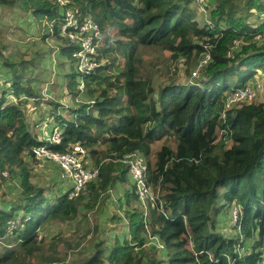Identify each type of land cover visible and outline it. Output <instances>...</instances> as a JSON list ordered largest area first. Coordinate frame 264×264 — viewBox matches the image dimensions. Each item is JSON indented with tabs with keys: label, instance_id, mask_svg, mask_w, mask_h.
I'll use <instances>...</instances> for the list:
<instances>
[{
	"label": "trees",
	"instance_id": "trees-1",
	"mask_svg": "<svg viewBox=\"0 0 264 264\" xmlns=\"http://www.w3.org/2000/svg\"><path fill=\"white\" fill-rule=\"evenodd\" d=\"M17 1L42 29V38L62 41L60 54L72 65L74 48L59 35L57 4L0 0V5ZM211 1L208 21L200 24L193 0H71L98 24L102 45L97 62L100 57L106 60L83 77L91 98L72 108V119H59L54 111L62 138L47 146L64 152L78 144L98 169L96 179L74 198L65 192L48 199L29 181L31 149L46 142L30 131L24 108L41 95L24 77L26 62L4 58L16 102L0 100V169L8 172L7 178L18 173L24 202L0 201V241L17 243L0 254V264L30 258L41 249L37 232L43 225L70 220L79 205L91 209L112 185L127 183L128 166L122 158L133 152L144 157L147 183L158 195L151 221L146 223L135 207L124 211L127 238L116 240L108 250L95 245L82 264H164L143 260L147 227L167 251L165 264H261L264 101L227 108L226 95L259 72L264 79V0ZM254 11L255 21L250 23L247 16ZM148 51H166L188 65L205 53L210 60L199 69L197 80L170 81L155 88V66L144 57ZM77 76L72 65L65 86L74 100L79 96ZM84 194L88 200L82 203ZM124 197L126 204L137 201L133 191ZM229 206L237 210L235 238L214 230L215 219ZM54 245L49 250L56 255ZM238 245L247 252L239 255ZM43 260L53 258L47 255Z\"/></svg>",
	"mask_w": 264,
	"mask_h": 264
},
{
	"label": "rangeland",
	"instance_id": "rangeland-1",
	"mask_svg": "<svg viewBox=\"0 0 264 264\" xmlns=\"http://www.w3.org/2000/svg\"><path fill=\"white\" fill-rule=\"evenodd\" d=\"M192 7L198 23H207L213 1L206 0L200 5L193 3ZM255 15L256 11L252 16H247V21L250 23L255 21ZM43 33L31 15L20 7L19 1L15 4L0 5V49H2L0 51L2 53L0 54V89L7 92V102H16L15 96L11 94L12 73L10 68L4 64V58L7 57L6 59L15 62L24 60L26 62L24 77L31 80L32 88L41 95V99L35 103L28 101L24 108L29 129L38 140L45 139L53 125H57L55 110L58 111L59 119H72L70 112L72 108L76 107L78 102H87L91 98L87 89H84L75 100L71 97L65 86L66 74L72 71L71 61L60 54L59 46L62 41L54 37L42 38ZM144 57L155 66L156 73L153 78L155 88L170 81L186 83L198 78H192L191 73L197 68L200 58L188 65L181 57L171 58L166 51H148ZM105 62V58L100 57V64H98L102 66ZM200 68L202 67L198 68V74ZM252 101H264V91L248 103ZM236 105L238 104L234 106ZM217 135L220 136L219 131ZM229 144L230 142H226L227 146ZM85 160L88 166H94L86 150ZM28 170L31 184L41 188L43 195L48 199L55 200L71 185L70 181L61 179L59 168L49 161L32 158L28 164ZM127 176L129 177L128 171ZM19 185L18 173L10 178H0V201L4 204L24 202L21 200ZM131 185L129 180L124 184L115 183L107 190L98 205L87 209L81 204L78 214L72 219L53 220L46 223L37 232L41 249L34 252L28 259L10 264H82L84 259L93 254L95 245L99 244L100 247L108 250L116 240L127 238L128 228L124 211L131 212L133 207L142 212L145 222L149 224L154 205L142 204L137 198V201L130 200L129 204L125 203V193L134 192ZM151 190L153 191L152 188ZM80 193L81 191L78 194ZM153 193L156 199L158 195L155 191ZM87 200L88 197L84 194L82 203ZM233 209L229 206L215 219L214 230L224 237L235 238L239 234L238 228L232 225ZM150 231L147 227L143 236L145 241L143 260L154 258L165 264L167 251L163 245L160 246L162 241ZM255 240L256 238L251 242H246L245 247L251 246ZM52 243L55 244L53 251L56 255L49 250ZM16 245L14 241L10 246L6 241H0V254L9 247L15 248ZM47 255L52 256L53 260H43Z\"/></svg>",
	"mask_w": 264,
	"mask_h": 264
},
{
	"label": "built area",
	"instance_id": "built-area-1",
	"mask_svg": "<svg viewBox=\"0 0 264 264\" xmlns=\"http://www.w3.org/2000/svg\"><path fill=\"white\" fill-rule=\"evenodd\" d=\"M57 4L60 10L61 24L59 26V35L66 40L74 50L71 53L72 65L77 76V87L79 96L85 89L83 77L92 74L98 66L97 56L98 48L102 45L101 32L98 24L91 16H84L82 12L75 7L71 0H52ZM206 0H193L198 5ZM259 36H257L258 38ZM210 60L208 53L198 61V66L192 71V78L198 77V68L203 67ZM261 91H264V83L259 80L248 82L240 88L230 91L226 95V107L239 103H248L255 99ZM5 90L0 89V100L7 98ZM62 129L60 126L53 125L48 135L43 139L45 144L37 145L31 149L30 158L49 161L56 165L60 171V177L63 180L70 181L71 185L67 189V196L71 198L84 190L88 182L94 181L98 174L96 167L86 164L85 150L78 144L72 146L68 151H56L50 149L48 144H59L61 141ZM122 161L128 166L129 180L133 186L134 193L138 201L142 204H155L156 199L151 187L147 183V166L145 159L137 152L123 155ZM0 176L7 177L8 172L0 169ZM232 225H235L237 219V210H232ZM13 222H9V227ZM163 243L160 244L162 247ZM239 255L245 254L244 247H236ZM261 264H264V250L261 255Z\"/></svg>",
	"mask_w": 264,
	"mask_h": 264
},
{
	"label": "crops",
	"instance_id": "crops-1",
	"mask_svg": "<svg viewBox=\"0 0 264 264\" xmlns=\"http://www.w3.org/2000/svg\"><path fill=\"white\" fill-rule=\"evenodd\" d=\"M58 54H59V53H58ZM255 80H259V81H262V82L264 83V79H263V77H262V75H261L260 72L256 75ZM249 82H250V81H249Z\"/></svg>",
	"mask_w": 264,
	"mask_h": 264
}]
</instances>
